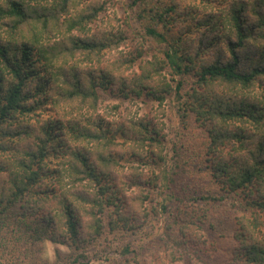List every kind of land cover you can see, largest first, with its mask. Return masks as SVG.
<instances>
[{
  "label": "trees",
  "instance_id": "16d2710c",
  "mask_svg": "<svg viewBox=\"0 0 264 264\" xmlns=\"http://www.w3.org/2000/svg\"><path fill=\"white\" fill-rule=\"evenodd\" d=\"M47 2L35 0L33 5H24L21 0H0V27L11 35L9 39L0 37V125L11 122L8 120L15 114L38 109L49 121L41 127L45 137H35L34 147V137H14L24 147L17 148L12 161L0 158V264H208L201 255H211L206 242L209 233L219 230L224 214L229 223L222 226V234H227L229 242H237L230 252L233 262L264 264V136L254 138V144L252 137H242L238 131L210 137L211 160L205 165L210 170L199 176L207 182L205 187L191 184L192 176L179 161L181 152L177 148L176 154L164 151L162 135L146 137L144 144L154 147L147 153L125 146V141L135 137L126 135L129 139L115 143L104 117L96 112L101 95H125V88L138 84L137 92L154 94L161 102L164 91L161 86L137 83L139 80L128 85L125 78L105 70L85 80L74 72L67 73L63 66L61 74L66 78L53 86L49 80L58 73L46 56L53 46L25 39L21 23L29 22L27 12L34 27L41 22L48 32L51 21L60 18L66 23L61 30L71 35L85 26L82 24L94 22L106 8V1H91L78 9L77 15L70 9L71 0L45 6ZM131 2L141 5L147 0ZM229 3L225 20L230 31L216 58L198 67L192 55L180 49L181 37L170 33L169 7L145 6L137 12L140 19L144 16L143 21L155 17V21L145 23L144 31L162 42L164 49L159 65L148 59V69L158 72L160 66L174 83L172 91L186 95L182 116L189 110L199 113L204 109L197 98L196 83L204 86L220 80L245 87L264 76V64L239 69L240 53L264 25V14L258 23L250 21L243 13L247 8L243 0ZM165 26L171 39L162 29ZM16 32L19 35L13 36ZM121 34L120 30L114 33L117 38ZM95 36L73 38L55 48L96 53L104 43ZM196 45L208 46L207 38ZM38 65L42 66L35 68ZM192 75L196 76L195 84L188 81ZM76 100L89 104L93 119L63 123L51 112L60 102ZM48 101L51 106L47 109ZM208 106L207 114L222 121L246 118L259 122L264 117L255 106ZM216 130L222 131L219 127ZM5 150L0 139V155ZM64 162L65 175L57 167ZM161 221L165 224L159 227ZM46 242L53 245L52 260L44 255ZM201 245L206 251L198 253Z\"/></svg>",
  "mask_w": 264,
  "mask_h": 264
},
{
  "label": "rangeland",
  "instance_id": "374dc122",
  "mask_svg": "<svg viewBox=\"0 0 264 264\" xmlns=\"http://www.w3.org/2000/svg\"><path fill=\"white\" fill-rule=\"evenodd\" d=\"M20 1V0H19ZM35 0H21V3L33 5ZM61 0H48L45 6L60 2ZM96 1L99 4L106 1V8L101 10L94 22L82 24L81 30H73L71 35L64 33L63 21L60 18L52 20L50 26L47 27L48 32L42 28V23L37 22L34 27L30 22L29 12L27 17L29 22L25 25L22 21V35L27 38L36 39L37 45L53 46L46 51V56L51 63L55 76L49 81L55 84L61 83L63 77L61 66L67 73H76L81 75L82 79L89 75H101L103 70L109 73H115L127 80V84L131 85L132 80H139L151 87H162L163 100L159 102L158 96L154 94H146L145 92H137L138 84L134 87L125 88L126 94L112 95L103 93L101 101L98 103L96 112L104 118L105 124L111 131V137L114 142L125 141L128 137L139 138L138 141H125V146L129 149L142 150L148 152L154 149L144 141L149 135H162L164 140V151L176 154V148L180 153L179 161L183 170L188 172L194 181V186L205 187V182L199 176L210 168L205 165L210 164V155L208 153L209 138L222 133L232 135L235 131L242 137H252L251 143L254 144L256 137L264 136V117L259 122L248 119H230L222 121L218 117L210 116L207 111L208 105H215L221 109L241 106L260 107L264 116V76L258 78L249 86H241L236 83L214 80L204 86L197 84L196 76H191L188 81L197 87V98L204 107L202 111L189 110L186 116L183 110L184 96L176 95L173 90L174 83L167 78L169 76L163 72L158 66L156 71H152L148 59H154L157 62L162 58L164 45L159 40L147 35L144 31L145 23L155 21V17H151L148 21H143L144 16L140 19L137 12L142 11L146 7H169L167 14L168 24L171 25L170 33L180 36V49L187 51L193 57V61L198 67L201 63L216 58L222 47L226 35L230 31L229 23L225 20L226 11L229 8L231 0H147L145 4L139 5L132 3V0H71L70 9L74 15L79 14L80 8H84L89 2ZM238 1V0H237ZM247 4V8L243 11L246 18L250 21L260 22L264 14V0H243ZM229 3V4H228ZM145 15V14H144ZM24 19V20H25ZM153 19V20H151ZM89 25V26H88ZM167 26L163 27V31L167 33L169 39L172 37L168 33ZM32 28L34 29L33 31ZM78 29V28H77ZM121 31L120 38L114 33ZM77 31V32H76ZM95 32H98L97 34ZM203 34L200 38L198 36ZM89 34H95V39L103 41V49L96 53L79 51L70 48L68 50L58 49L61 43L68 42L73 38L83 37ZM18 36L19 33H13ZM0 37L9 39L11 35L6 29L0 27ZM201 38H207L208 46L198 47L196 44ZM28 40V39H27ZM92 40V39H91ZM40 42V43H39ZM106 43V47H105ZM151 44V47L147 44ZM116 44L110 50L108 46ZM12 53V52H10ZM156 55L157 57H153ZM264 64V25L259 26L254 38L246 44V47L240 53L239 69L245 70L254 65ZM159 65V63H158ZM42 65L35 66L38 68ZM148 69V71L146 70ZM151 76V79L146 78ZM70 78L71 76H67ZM37 80V79H36ZM35 80L31 82L34 84ZM48 86V84H45ZM171 91V92H170ZM111 92V91H110ZM109 92V93H110ZM76 100L73 103L60 102L57 107H53L51 112L56 114V118H60L63 123L80 122L86 123L93 119L94 113L89 108V104L82 105ZM196 103V102H195ZM47 109L51 106L48 101ZM43 114V116H42ZM46 113L38 109L36 112H25L24 114H15L14 117L0 125V139L5 142L6 150L0 155L12 161V156L17 154L18 147H24L14 137H34L32 140L35 146V137H45L41 132V127L49 121L45 119ZM216 127L222 131L216 130ZM11 133H10V132ZM16 133H19L18 135ZM13 134V135H12ZM128 135V137H126ZM230 137V136H227ZM147 141V140H146ZM167 141V142H165ZM174 142V143H172ZM152 143V142H150ZM156 144V143H153ZM27 145V144H26ZM50 148V146H49ZM4 161V160H3ZM172 162L171 165H173ZM58 168L63 175L67 174V163L58 164ZM223 213V211H222ZM223 223L219 225L218 231L209 233V243L211 255H201V259L208 261V264H233V255L230 253L234 247L229 242L227 234H222L223 227L229 223L227 214ZM170 218L166 220L169 224ZM165 224L164 221L159 222V227ZM148 238L143 243L149 241ZM47 260L53 259V245L50 242L44 244ZM206 251V248H199L198 253ZM236 253L238 250L235 249ZM201 263V261H199ZM237 264V263H236Z\"/></svg>",
  "mask_w": 264,
  "mask_h": 264
}]
</instances>
